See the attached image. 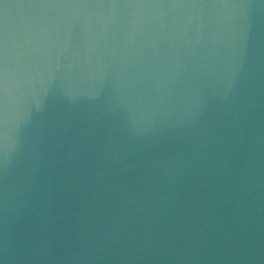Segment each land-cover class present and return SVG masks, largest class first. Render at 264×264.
<instances>
[{
    "label": "water",
    "instance_id": "water-1",
    "mask_svg": "<svg viewBox=\"0 0 264 264\" xmlns=\"http://www.w3.org/2000/svg\"><path fill=\"white\" fill-rule=\"evenodd\" d=\"M0 264H264V0H0Z\"/></svg>",
    "mask_w": 264,
    "mask_h": 264
}]
</instances>
